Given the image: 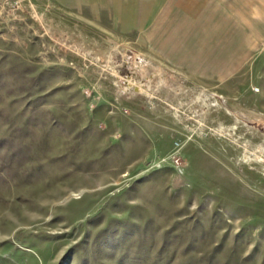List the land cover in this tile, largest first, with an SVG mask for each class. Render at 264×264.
Returning <instances> with one entry per match:
<instances>
[{
	"label": "rangeland",
	"instance_id": "374dc122",
	"mask_svg": "<svg viewBox=\"0 0 264 264\" xmlns=\"http://www.w3.org/2000/svg\"><path fill=\"white\" fill-rule=\"evenodd\" d=\"M140 4L0 0V264H264V0Z\"/></svg>",
	"mask_w": 264,
	"mask_h": 264
},
{
	"label": "crops",
	"instance_id": "0c3cea01",
	"mask_svg": "<svg viewBox=\"0 0 264 264\" xmlns=\"http://www.w3.org/2000/svg\"><path fill=\"white\" fill-rule=\"evenodd\" d=\"M217 0H139V2L142 3H146V4H140L141 7L144 8H158V7H162L163 5L160 3L166 2L168 7L171 8H176V9H182L185 10V12L192 17L193 19L196 18L198 19V16L200 14V10H202L203 8H207L208 4H212L213 6L214 3H216ZM159 3V4H158ZM212 5L210 7H212ZM200 38H196L195 37H190L188 39H183V45H182V53H177V55H182V56H201V55H207V53L203 52H192V48L190 45L191 41H200ZM186 41H188V44H186ZM173 43V40H172ZM180 43V42H179ZM186 44V45H185ZM180 47V45H178ZM173 48L174 47V43H173ZM216 50V49H215ZM176 53L174 52L173 55H175ZM200 65V64H198Z\"/></svg>",
	"mask_w": 264,
	"mask_h": 264
},
{
	"label": "built area",
	"instance_id": "2783aa9c",
	"mask_svg": "<svg viewBox=\"0 0 264 264\" xmlns=\"http://www.w3.org/2000/svg\"><path fill=\"white\" fill-rule=\"evenodd\" d=\"M179 145H180L179 143H176V146H177V147H179Z\"/></svg>",
	"mask_w": 264,
	"mask_h": 264
}]
</instances>
